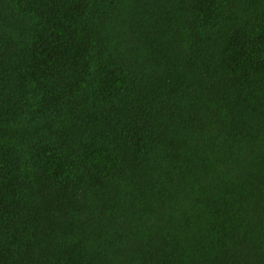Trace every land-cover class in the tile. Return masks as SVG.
<instances>
[{"label": "trees", "instance_id": "trees-1", "mask_svg": "<svg viewBox=\"0 0 264 264\" xmlns=\"http://www.w3.org/2000/svg\"><path fill=\"white\" fill-rule=\"evenodd\" d=\"M0 264H264V0H0Z\"/></svg>", "mask_w": 264, "mask_h": 264}]
</instances>
